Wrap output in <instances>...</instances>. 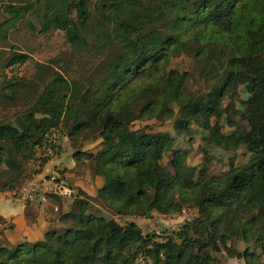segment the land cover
Here are the masks:
<instances>
[{
	"label": "trees",
	"instance_id": "1",
	"mask_svg": "<svg viewBox=\"0 0 264 264\" xmlns=\"http://www.w3.org/2000/svg\"><path fill=\"white\" fill-rule=\"evenodd\" d=\"M24 24L41 36L63 32L70 45L49 62L42 90L14 73L31 59L9 44ZM2 46L13 52L0 50V105L10 106L0 109V192L35 178L29 164L41 173L51 158L38 149L60 155L61 135L103 186L96 197L52 195L49 202L72 200L70 208H58L43 240L0 246V264H223L224 253L264 264V0H0ZM182 57L190 68H173ZM29 92L36 99L18 107ZM224 118L234 131L222 132ZM152 121L171 123L175 136L154 132ZM193 126L209 134V148H244L252 158L221 175H209L210 158L190 166L174 142L193 138ZM93 142L98 149L86 150ZM94 202L120 218L174 216L187 206L197 216L171 236L145 233L133 220L99 215ZM233 240L247 247L238 251Z\"/></svg>",
	"mask_w": 264,
	"mask_h": 264
},
{
	"label": "rangeland",
	"instance_id": "2",
	"mask_svg": "<svg viewBox=\"0 0 264 264\" xmlns=\"http://www.w3.org/2000/svg\"><path fill=\"white\" fill-rule=\"evenodd\" d=\"M10 45H14V47H18L16 51H21L27 53L31 56L29 62L20 68H16L14 71L15 74H19L35 84L38 83L37 88L39 90L43 89V80L44 83L48 82L52 73L49 71L50 61L54 58L62 56V54L69 50L70 45L67 43L66 38L63 32L53 31L45 36L38 35L30 30L28 25H20L18 29L12 31L10 40ZM0 50L6 52L8 55L13 52L11 46H2ZM189 62L182 58H173L172 59V67L177 69H189ZM6 72L11 75L10 70ZM42 80V81H41ZM40 85V86H39ZM38 91V89L36 90ZM37 93L29 92L28 95L23 97L16 104L18 107H22L25 103L29 101H34L37 97ZM248 98L245 86H241L239 90V94L236 97L237 108L241 111H244L243 106L240 102L245 101ZM16 106V107H17ZM10 106H1L0 109L8 110ZM14 109V107H13ZM138 107H136V110ZM231 119L240 125H245V123L240 119L239 116L232 115ZM222 132L230 133L234 131V128H231L227 124L226 118L220 121ZM147 123L137 122L134 127L135 129H139L144 127ZM150 126L153 127L154 132L164 131L166 133L175 136L173 127L171 123L166 125H162L156 121H152L149 123ZM193 138L190 137H179L176 138L174 142V147L177 149L186 152L188 155V164L190 166H200L201 164L208 162L207 159H211L210 168L208 169V173L210 176L213 175H221L224 172H227L231 166H241L250 161L252 158V154L247 152L245 149H239L236 151H228L223 148L212 147L209 148L206 145V137L209 135L204 130L198 128L197 126H193ZM67 140L61 135V142H64L65 145ZM97 143V142H95ZM93 143H88L86 146L92 145ZM96 144L90 148H86V150L95 151ZM205 151H209L210 155L206 158ZM160 162L163 166L171 169L170 166V157L166 154L161 155ZM72 202V200L69 199ZM93 205L97 209V213L101 216L106 217L107 219H116L121 224H124L127 221H136L143 229L145 233H154L161 234L162 231H166L169 236L173 235L180 231V229L187 223L192 221L197 216V209L193 207H185L181 214L174 216H166L158 214L155 212L152 215L151 219H134L129 217H116L110 211L106 210L101 204L93 203ZM100 207V208H99ZM65 211V210H64ZM160 219V220H158ZM162 219V220H161ZM158 220V222H155ZM230 246L236 247L238 251H244L247 247L246 243L243 241L233 240L230 242ZM251 250H254L253 246H249ZM260 253L262 249H257ZM223 264H246L244 260H240L237 258H230L226 253L222 255Z\"/></svg>",
	"mask_w": 264,
	"mask_h": 264
},
{
	"label": "crops",
	"instance_id": "3",
	"mask_svg": "<svg viewBox=\"0 0 264 264\" xmlns=\"http://www.w3.org/2000/svg\"><path fill=\"white\" fill-rule=\"evenodd\" d=\"M62 147L61 154H54L41 173H37L38 166L29 164L26 167L27 174L43 183L44 190L51 189L50 179L56 177L70 185L75 195L77 190H81L90 197H96L97 190L103 186V179L92 175L88 163L78 164L74 158L75 152L67 144H62ZM70 204L68 198H54L47 204L28 203L17 198L15 192H0V246L13 249L22 243L43 240L45 233L56 222V209L67 211Z\"/></svg>",
	"mask_w": 264,
	"mask_h": 264
},
{
	"label": "built area",
	"instance_id": "4",
	"mask_svg": "<svg viewBox=\"0 0 264 264\" xmlns=\"http://www.w3.org/2000/svg\"><path fill=\"white\" fill-rule=\"evenodd\" d=\"M59 138V137H58ZM59 144L58 141H56ZM39 156H43L45 158L53 157V148L52 147H44L38 149ZM46 182V181H44ZM50 182L52 183V187L50 190H44L42 184L36 178L29 179L26 183H24L19 190L15 192L17 198L28 202H38L40 204H47L52 195H58L61 197H72L73 191L72 189L66 185V183L59 181L56 177H51ZM58 209H56L57 211ZM139 264H144L143 259H139Z\"/></svg>",
	"mask_w": 264,
	"mask_h": 264
}]
</instances>
